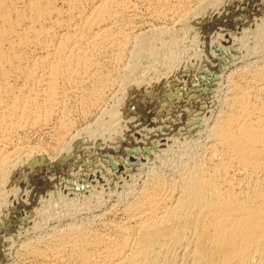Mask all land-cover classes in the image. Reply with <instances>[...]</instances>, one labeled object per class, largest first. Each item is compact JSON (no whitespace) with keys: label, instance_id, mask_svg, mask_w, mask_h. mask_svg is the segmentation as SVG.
I'll list each match as a JSON object with an SVG mask.
<instances>
[{"label":"bare ground","instance_id":"obj_1","mask_svg":"<svg viewBox=\"0 0 264 264\" xmlns=\"http://www.w3.org/2000/svg\"><path fill=\"white\" fill-rule=\"evenodd\" d=\"M0 264H264V0H0Z\"/></svg>","mask_w":264,"mask_h":264}]
</instances>
